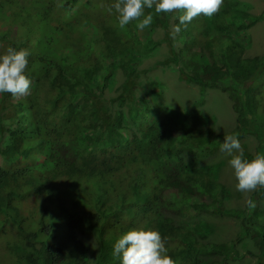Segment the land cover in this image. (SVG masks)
<instances>
[{"label": "trees", "instance_id": "1", "mask_svg": "<svg viewBox=\"0 0 264 264\" xmlns=\"http://www.w3.org/2000/svg\"><path fill=\"white\" fill-rule=\"evenodd\" d=\"M113 2L0 0V52L28 49L31 79L24 95L0 94V264H120L113 244L138 227L158 229L175 264L197 261L203 242L205 264L247 256L264 264V186L251 194L252 206L228 207L210 161L233 133L253 137L256 153L264 152V54L246 77L252 59L243 41L263 16L223 0L212 17L198 15L173 34L180 11L146 9L153 11L146 28L168 42L160 65L197 85L202 98L208 88L227 94L235 124L220 132L214 115L174 109L153 87L138 91L136 63L160 41H139L137 21L120 28ZM118 71L124 80L114 88ZM194 213L237 220L236 236L205 242ZM164 226L178 236L166 237Z\"/></svg>", "mask_w": 264, "mask_h": 264}, {"label": "rangeland", "instance_id": "2", "mask_svg": "<svg viewBox=\"0 0 264 264\" xmlns=\"http://www.w3.org/2000/svg\"><path fill=\"white\" fill-rule=\"evenodd\" d=\"M245 5L250 13L254 15L263 16L262 19L251 27L247 32L248 40L243 38V41L249 42V47L245 53L246 57L252 59L251 63L247 67L246 77H250L252 71L257 68L255 57L261 56L264 54V0H240ZM241 26L238 30H242ZM139 36V41L147 42L148 40L160 41L157 51L154 54H150L145 57L142 61H138L136 66L139 68V84L138 91L143 92L149 87H153L159 97H162L161 102L164 104H169L174 109L180 111H193V116H200L203 114L214 115L217 119L216 129L220 132H227L234 127V115L231 112V101L229 100L227 94L223 92L220 88L207 89L205 98H202L200 93V88L197 85H191L187 82L181 80L179 75L174 72L171 68H164L160 65V61L164 60L168 55V42L165 39L166 36L162 30H155L153 32L149 28L142 29L139 33H135ZM242 37V34H240ZM229 54V60L231 62L236 61L235 56L233 55V49H231ZM105 51L104 45H99L98 52L103 54ZM253 75V74H252ZM114 88L120 86L123 82L124 77L118 71L115 77ZM109 95V94H107ZM0 137L1 134H0ZM241 148L244 152L246 158L253 157L256 154L257 142L256 140L249 136L246 139L240 141ZM230 156L220 151L215 156L211 158L210 161L217 163L219 168V179L222 183L220 189V195H223L225 192L229 194L226 197V205L228 207L234 208H244L246 202L249 201L251 194L256 190L240 192L235 188L236 179L234 177L233 170L228 164ZM3 160L0 156V164ZM197 182V181H196ZM202 182V181H201ZM206 188H211V184H206L202 182ZM150 201L154 199V194H150ZM260 203L264 205V193L260 197ZM149 203L143 204L141 206L142 213H145L148 210ZM133 212L129 211L128 216H132ZM176 224L179 223V218L175 217ZM200 232L208 233V238L205 242L210 241H228L234 238L238 231L239 223L237 220L232 218H217L210 215L202 214L196 215L193 214V218L190 220ZM182 221H180L181 223ZM141 226V223L139 224ZM163 233L166 237L175 238L178 236L180 230L175 229L174 227L164 226L162 228ZM91 244V247L94 248L93 240H88ZM208 246L206 243L200 244L199 258L197 261H194L193 264H205L207 261ZM254 259L250 256L243 258L241 261L233 262L232 264H253Z\"/></svg>", "mask_w": 264, "mask_h": 264}, {"label": "clouds", "instance_id": "3", "mask_svg": "<svg viewBox=\"0 0 264 264\" xmlns=\"http://www.w3.org/2000/svg\"><path fill=\"white\" fill-rule=\"evenodd\" d=\"M222 4L223 0H114L108 10L110 13L114 10L120 28L137 21L135 26L141 30L153 20V11L146 12V9L154 10L157 15L180 11L179 22L173 28V34H176L198 15L212 17ZM29 55L28 49L11 45L0 52V94L20 96L29 91L31 79L25 71ZM220 148L230 156L228 164L233 170L237 191L246 192L264 186V152L246 158L235 133L224 136ZM246 203L252 206V201ZM112 253L119 258L120 264H175L168 255L165 239L158 229L152 227L125 231L114 242Z\"/></svg>", "mask_w": 264, "mask_h": 264}]
</instances>
